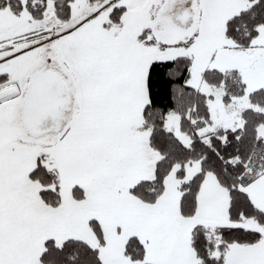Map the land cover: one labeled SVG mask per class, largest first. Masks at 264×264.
<instances>
[{"label": "snow or ice", "instance_id": "obj_1", "mask_svg": "<svg viewBox=\"0 0 264 264\" xmlns=\"http://www.w3.org/2000/svg\"><path fill=\"white\" fill-rule=\"evenodd\" d=\"M0 264H264V0H0Z\"/></svg>", "mask_w": 264, "mask_h": 264}]
</instances>
